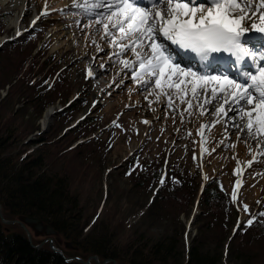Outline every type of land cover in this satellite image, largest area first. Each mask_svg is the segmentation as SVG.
<instances>
[{
  "label": "trees",
  "instance_id": "1",
  "mask_svg": "<svg viewBox=\"0 0 264 264\" xmlns=\"http://www.w3.org/2000/svg\"><path fill=\"white\" fill-rule=\"evenodd\" d=\"M11 48L0 50V89L5 88L3 95L0 92V204L5 217L39 216L59 232L66 254L73 249L83 258L94 253L100 259L112 257L128 264H223V257H228L236 261L232 264H264V219L253 210L247 219L255 218L251 226L237 222L238 210L217 177L201 187L197 199L202 210L196 214L201 223L187 247L179 214L188 213L200 187L191 174L175 173L179 185L174 192L157 186L145 211L127 226L129 231L120 240L110 226L125 229V214L117 198L99 183L108 144L95 141L84 149L96 136L73 143L84 134L76 133L79 124L53 140L51 130L25 140L38 128L27 103L32 102L40 116L46 103L65 96L59 87L61 70L50 76L49 69H43L48 59L41 62L40 71L34 69L33 57L15 55ZM147 180L137 178L133 188L145 186ZM102 212L106 217H99ZM161 216L173 221V227L158 235L152 224ZM0 264L83 263L64 260L48 245H31L23 230L10 228L0 219Z\"/></svg>",
  "mask_w": 264,
  "mask_h": 264
},
{
  "label": "rangeland",
  "instance_id": "2",
  "mask_svg": "<svg viewBox=\"0 0 264 264\" xmlns=\"http://www.w3.org/2000/svg\"><path fill=\"white\" fill-rule=\"evenodd\" d=\"M13 1L2 2L0 0V36H5L6 38L14 37L0 47V50L12 47L10 51L15 53V55L19 52L22 53L18 54L21 56L24 53L30 55L36 63L34 69L37 67L39 71L41 62L48 59L49 62L43 69H49L50 76L55 70H61L59 77L62 81L59 87L65 96L64 98L57 97L54 102L48 101L49 103H46L40 116L37 115L36 107L32 105V102L29 101L27 103L28 114L31 113L30 118L35 121L38 128L31 132L25 140L33 139L38 133L49 130H51V140H53L63 132L69 131L70 125L75 123V125L79 124V130H76V133L84 131V134L78 136L73 143L96 136L97 138L92 140L93 143L86 144L83 148L89 149L90 144H95L96 142L108 144L107 162L101 170L99 183L103 188H107L109 195L112 194L117 198V201L120 202V209L125 214L127 221L125 229L120 228L119 225H115L116 227L110 226L111 229L114 228L116 234H119L120 240L123 239L124 232L126 234L129 231L127 226L136 221L145 211L150 202L151 195L157 186L162 185L163 189H169L170 192H174L177 189L179 177L175 173H179L180 175L191 174L193 181L199 182L200 185L212 177H217L222 187L230 194L233 204L238 210V222L247 221L252 216L253 210L264 213V134L252 140H260V145L253 144L247 147L243 145L246 147L245 149L236 148L235 144L239 134L236 130L234 135L237 136H233L230 139V145L221 149H214V152L211 149L207 150L211 156H205L208 159L204 162L203 160H199L197 155L195 156L197 151L195 145L190 148V152H183L181 147L170 148L167 144L162 145L159 142L160 140H158L159 135L152 132L148 133L149 137L147 135L145 138L143 136L139 138V140L144 139L142 143H140L138 138L139 143L137 140L133 144L129 142L131 144L129 147L126 143L128 141L127 136L120 131L124 129L125 123L130 119L132 113L128 108L124 113H122V110L127 104V100H131L129 104H132L134 96L140 95L141 97L150 88V84L141 86L133 79V72H136L138 68L137 64L132 63L133 59H135L133 53L128 51L122 55H115L120 49L117 47V43L113 42V37H105L101 25H94L95 13L85 15L80 9L73 6V0H24L22 10H20L18 5L13 6L9 10L8 7ZM199 2L202 1L193 0V3ZM44 11H47L48 14L42 15ZM96 11L104 10L97 9ZM16 16H18V20L14 24L11 22V19ZM37 17L39 19H36ZM96 29H99V31ZM112 31L118 43H128L127 40L119 41L120 33L115 30ZM12 41L16 42H13L14 44L11 45ZM256 49L257 47L253 48L254 51ZM123 60H127L132 64V67H128L129 69L125 68L121 62ZM87 64L89 65L87 66ZM89 70L95 77L92 78L88 75ZM99 84L105 86L101 87V85V88H99ZM0 92L3 95L5 88H1ZM49 106L55 107L57 113L48 127L40 131V119L44 110ZM58 109L60 110L57 111ZM87 120H91L88 121L90 122L88 126L85 125ZM119 122L120 124H118ZM37 131L39 132L36 133ZM170 139L172 140L174 137H170ZM246 141L250 142V139H246ZM38 144H34L33 147H36ZM116 146H119V148ZM261 149L263 151H260ZM176 150L181 151H178V153ZM254 150L260 155L246 169L247 159H251V155L255 154ZM228 155L232 159L227 157ZM129 158L130 163L127 162ZM209 159L213 162L208 161ZM241 170H246V172L242 173ZM259 171L262 173H259ZM257 173H259L260 179L258 181L253 178L255 175H258ZM147 177L148 180L144 184L145 186L133 188L134 180L139 178L144 181ZM198 196L199 190L194 202L188 204V213L181 211L179 214V219L185 225L183 237L186 247L191 237L198 231L201 223V220L196 218V214L202 210V205L197 199ZM92 198L90 199L93 200ZM245 206H247V209H245ZM102 213L99 217H106ZM261 216L264 219V215ZM94 218L95 216L92 220ZM5 225L24 231L18 223H5ZM167 226L172 228L173 221L163 220L162 216L152 224L153 229L158 235L164 233ZM29 229L32 241L39 242L45 237L44 234L34 235L33 230ZM60 239L61 241L58 244L56 243V239H54V242L63 250L60 246V243L63 241L61 236ZM43 245H48V241H45ZM75 251L77 250H68L69 254L78 255L74 254ZM64 254L68 255L65 252ZM98 259L102 261L99 257ZM232 260H229L228 257H223V264H232ZM233 262L236 261L233 260ZM91 264H96V262L91 259ZM105 264L112 263L108 261Z\"/></svg>",
  "mask_w": 264,
  "mask_h": 264
},
{
  "label": "snow or ice",
  "instance_id": "3",
  "mask_svg": "<svg viewBox=\"0 0 264 264\" xmlns=\"http://www.w3.org/2000/svg\"><path fill=\"white\" fill-rule=\"evenodd\" d=\"M73 6L85 15L95 13L94 25H101L105 37H113L120 49L115 55L133 53L134 63L144 73L141 80L133 72L137 83L146 85L153 80L156 88L161 91L176 89L182 98L188 91L192 93V99L203 96L204 103L215 108L210 114L217 117L228 115L226 106L237 105L239 110L233 108L232 111L245 123L242 127L234 126L241 132L247 131L253 139L264 134V63H258V60L264 61V49L256 52L247 47L264 36L245 37L250 31L264 34V0H256L255 4L253 0H205L199 3H193V0H73ZM97 9L104 11L97 12ZM47 14V11L42 13ZM112 30L120 33L119 41L127 40L128 43H118ZM165 40L197 53L202 59H207L209 53L223 51L235 56V65H241L247 64L245 57H251L248 67L255 66V71L238 68L239 77H232L227 71L201 74L190 67L182 68ZM121 62L125 68L132 67L127 60ZM88 75H93L90 70ZM189 107H192L191 101ZM251 163L249 161V165ZM254 219L247 221L249 226Z\"/></svg>",
  "mask_w": 264,
  "mask_h": 264
},
{
  "label": "bare ground",
  "instance_id": "4",
  "mask_svg": "<svg viewBox=\"0 0 264 264\" xmlns=\"http://www.w3.org/2000/svg\"><path fill=\"white\" fill-rule=\"evenodd\" d=\"M1 1L4 2V1H8V0H1ZM203 1L205 2V0H203ZM23 2H24V0H14L8 8L10 10L13 6L18 5L20 7V10H22ZM255 3H256V0H253V4H255ZM18 14H19V12H18ZM17 20H18V16L11 19V22L16 24ZM252 33H256V32L250 31V32L245 34V37H251L254 35L260 36V34H261V33H257V34L252 35ZM262 35L264 36V34H262ZM6 39L7 38L5 36H0V45L4 44L6 42ZM158 42H159V39H158ZM165 42H166L167 46L169 47L170 51L175 53L174 58L178 59L180 61V66L182 68L183 67H190L192 69V71L197 72V73H201V74L202 73H209V72H212L213 74H219L218 70L223 66L227 70V72L230 74V76L239 77V74L237 73V66H235L233 62H229V58H230L229 54L228 55H226V54H222V55L210 54V55H208L207 59H202L201 56L198 54H196L194 56L193 55L194 52H192L191 50L180 49V51H177L176 50V48H178L177 45L172 44L171 41L165 40L164 43ZM260 43L264 44V39L259 40V41H252L251 43H249L247 45V47L251 48L252 50H253V48L257 47L256 51L259 52L260 49H264V45L262 47H260L261 46ZM134 61H135V59H133L132 63H134ZM258 62L264 63V61H259V60H258ZM88 65L89 64H87V66ZM246 65L249 66L248 63ZM242 68H244V65L242 66ZM254 68H255V66H254ZM86 69H87V67H86ZM127 69H129V68H127ZM136 74L139 77H141L140 78L141 80L144 79L143 70H141L139 68V65H138V68L136 70ZM90 77L93 78V77H95V75L93 74ZM148 84H150V88L148 89V91L146 93H143L141 97H140V95L135 94L136 97L134 96V100H133L134 102L132 104H129V101H131V100H129V101L127 100V104L124 106V108L122 110V113H124L126 111V109L128 108L130 110V112L132 113L130 119L127 120V122L125 123L124 129L122 131H120L122 134L127 136L128 141L126 143L128 144V146L133 144V142L136 141L137 138H138V140L142 136H143V138H145L148 135V133L152 132L156 135H159L158 140H160L159 142L162 145L167 144L170 148L171 147H173V148L174 147L175 148L181 147L183 149L182 150L183 152L184 151L190 152L189 151L190 148L195 145L196 150H197L195 156L197 155V158L199 160H203V162H204V161H206V159H208V158H205V156H211L210 154H208L209 152H207V150L211 149L212 152H214V149L217 150L218 148L221 149L223 147L229 146L231 143L230 139L233 138V136H235L234 132L236 130L239 133L238 136L237 135L236 136L240 137V139H237L236 144L234 143L236 145V148H244L245 149L247 146H252L253 144L254 145H257V144L260 145V140L252 141L253 137L250 136L247 133V131L241 132V131H239V129L237 127L234 126V125H240L242 127L245 123V120H241L240 116L236 115L232 111L233 108L237 109V111H238L239 106L232 105L230 108L228 106H226V109L228 110V115L225 116V115L221 114L219 117H217L215 115L210 114V113L215 112V108H213L211 104H205L203 96H199L197 99H192V93L190 91H188L187 94L183 95V98H182L180 95H177L176 89H166L165 88L164 91H161V89L156 88L153 80H150ZM140 85L142 86V84H140ZM100 86L103 87L105 85L99 84V88H101ZM101 92H103V90H101ZM165 93H167V94H165ZM158 95H159V98H157ZM189 101H191L192 107H189ZM221 103H223V101H221ZM200 105H203V107L201 108ZM245 107L249 108L251 106L245 105ZM204 109H207L208 111H204ZM202 111L204 112L203 115L200 114ZM55 113H56L55 107H53V106L47 107L46 110H44L43 115L40 119V124L42 126H48L52 122V119H53ZM217 120H219L218 123L216 122ZM144 121H148V123H144ZM118 124H120V122ZM253 131L255 132V129ZM149 136L150 135H148V137ZM170 137H174V139L171 140ZM246 139H250V142L249 141L247 142ZM143 140H139L140 143H142ZM139 141H138V143H139ZM129 142H131V144H129ZM243 145L246 147H244ZM155 146H157V145H155ZM116 147L119 148V146H116ZM152 148H153V146H152ZM115 149L117 150V148H115ZM178 151L180 152L181 150H178ZM245 151L247 152V150H245ZM255 151L256 150H254V152ZM260 151H263V149H261ZM243 152H244V150H243ZM243 152H242V154H243ZM206 153H207V155H206ZM234 154H235V152H234ZM255 154L251 155L252 156L251 159H249V160L247 159L246 169L249 166H251V165H249V161L253 162L256 159V157L257 156L259 157V155H260L257 152H255ZM202 156H204V157H202ZM227 157H229V155ZM234 157H235V155H234ZM229 158H231V157H229ZM208 161H210V159ZM263 162H264V160H263ZM232 163H233V161H232ZM262 167H263V164H262ZM225 168H226V165H225ZM241 171H242V173L246 172V170H241ZM260 171H259V173H262ZM259 173H257L258 175H255L253 177L254 179H257V181L259 179ZM243 176H244V174H243ZM246 176H248V175H246ZM244 178H246V177H244ZM253 183H254V181H253Z\"/></svg>",
  "mask_w": 264,
  "mask_h": 264
},
{
  "label": "water",
  "instance_id": "5",
  "mask_svg": "<svg viewBox=\"0 0 264 264\" xmlns=\"http://www.w3.org/2000/svg\"><path fill=\"white\" fill-rule=\"evenodd\" d=\"M13 38L14 37L7 38L6 42L12 40ZM4 44L0 45V47H2ZM59 110L60 109H58L57 111H59ZM74 125H75V123L70 125V127L74 126ZM47 127L48 126H42L41 125L40 131L45 130ZM38 132L39 131H37L36 133H38ZM0 219L3 223H6V224L18 223L19 225H21V227L24 229V231L26 233L27 239L29 240L30 244L33 246L40 247V246H42V244L45 241H48L49 247L54 252H56L60 256H62L63 259L66 261L75 259V260H77L83 264H91V259H93L96 262V264H105L108 261H110L112 264H128L127 262H118L115 258H112V257H106V258L102 259V261H99L96 254H90L86 258H83L80 255H65L63 250L59 246H57L54 242V239H56L57 242L61 241L58 231L54 228V226L51 223L44 221L42 218H40L37 215L26 214V215H20L18 217H5L3 215L2 207L0 204ZM29 228H31L33 230L34 235L44 234L45 237L42 240H40L39 242L33 243L31 231ZM66 244L70 245V243L68 241L66 242Z\"/></svg>",
  "mask_w": 264,
  "mask_h": 264
}]
</instances>
